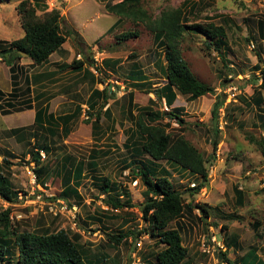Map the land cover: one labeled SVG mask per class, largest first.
Wrapping results in <instances>:
<instances>
[{
	"label": "rangeland",
	"instance_id": "1",
	"mask_svg": "<svg viewBox=\"0 0 264 264\" xmlns=\"http://www.w3.org/2000/svg\"><path fill=\"white\" fill-rule=\"evenodd\" d=\"M24 1L27 0H0V42L10 43L23 37L17 7ZM186 1L188 26L215 23L226 28L225 59L214 46L206 45L209 40L202 34L188 30L181 46L183 57L192 72L211 86L214 93L193 102L177 93L174 105L166 111L165 100L159 101L154 94L167 84L165 48L156 43L147 22L119 17L106 10L109 3L119 0H45L46 12L61 11L62 33L70 31L72 35H67L61 50L44 65H31L28 57L17 61L21 87L8 101L15 106L28 99L35 104H50V111L56 116L73 115V118L69 135L63 133L62 126L58 136L51 137L32 126V111L8 116L0 113V162L8 159L13 164L8 174L19 192L16 203L0 199V214L10 209L11 222L19 230L39 234L67 230L80 234L78 245L87 251L86 257L93 264L129 262L135 253L157 264L152 253L165 247L156 246L157 240L148 234L133 236L120 247L107 241L108 233H137L149 226L142 217L145 187L128 166L135 159L139 165L144 162L156 169L158 177L165 176L167 170L175 189L183 193L185 203L191 206L170 226L180 231L188 248L184 264H226L225 257L234 264H241L243 259L244 264H264V90L262 104L255 103L258 96L255 92L264 80V0H145L143 9L157 18L163 11L177 9ZM113 26L116 28L110 31ZM125 32H137L139 37L118 40L117 36ZM78 60L88 63L82 69L61 70ZM134 72H140L144 79L137 78ZM44 75L49 77L37 81ZM229 86L237 89L235 101L229 100ZM27 87L31 88L29 92ZM1 88L6 93L12 90L10 73L6 64L0 62ZM94 90H106L108 101L104 95L96 96L95 106L91 107L89 101ZM219 94L227 97L219 111L220 141L214 152L216 126L212 111ZM144 107L175 112L185 121L182 126L174 118H165L161 126L173 139L183 136L203 155L209 180L201 192L188 191L198 186L201 178L171 167L166 161L154 162L147 155H136L133 144L140 139L132 138L134 121ZM101 108V121L95 123L93 117L88 122L89 115L96 116ZM108 108L110 113L105 115ZM22 127L27 128L23 137L8 135L10 129ZM37 144L48 145L49 153L45 152L43 159L52 171L46 180L42 178L39 182L40 188L34 189L29 175L34 165H28V154L38 148ZM93 157L97 159V169L90 166ZM79 164L85 175L78 186L81 199L72 196L67 200L60 194L66 181H73L69 169ZM62 165L66 167L63 170ZM106 178L117 186H110L107 194L102 189ZM236 191L243 193L242 199ZM126 194L131 207L116 210L107 203L114 196L125 203ZM38 195L43 200L38 201ZM49 203L56 205L57 215L50 212ZM199 206L210 207V219L203 216ZM139 241L143 242L142 250L136 246ZM203 242L211 247L210 254L202 252Z\"/></svg>",
	"mask_w": 264,
	"mask_h": 264
},
{
	"label": "trees",
	"instance_id": "2",
	"mask_svg": "<svg viewBox=\"0 0 264 264\" xmlns=\"http://www.w3.org/2000/svg\"><path fill=\"white\" fill-rule=\"evenodd\" d=\"M32 1V2H31ZM27 0L22 2L17 7V12L20 15L21 26L24 32L22 38L10 43L0 42V58L11 68L13 73L14 84L17 85L18 65L17 61L23 59L20 53H26L34 65L41 66L47 63L50 57L61 50L62 46L67 41V35L71 36L72 32L62 33V14L58 9L47 11L45 0ZM145 0H119L117 3H109L106 10L109 13L115 14L126 19L138 20L153 32L156 43L165 48L164 58L166 66L164 69L165 79L167 84L154 91L159 101L165 100L168 107H172L179 94L188 96V101L193 102L208 94L214 93V89L208 84L202 82L191 70L182 53V43L186 32L189 30L194 33L202 34L209 43L206 45L210 48L214 46L223 59V48L227 46L228 38L226 28L218 26L215 23L209 24H193L188 26V18L186 12L187 2L177 9H169L163 11L160 16L153 18L148 15L143 9ZM44 10L41 15L39 10ZM116 26H113L110 31H113ZM118 40L126 41L139 37L137 32H125L120 34ZM88 63V62H87ZM85 61H73L70 65H65L61 68L62 71L69 69H82L86 64ZM141 72V71H140ZM140 72L136 73L137 78L144 79ZM38 79V78H36ZM35 79V80H36ZM43 77L41 78V80ZM17 81V82H16ZM37 81H40L37 80ZM37 81L33 82L37 85ZM228 81V80H227ZM29 82V81H28ZM31 85V83H30ZM30 87H27V91ZM264 90V80L260 85V89L255 92L257 98L255 103L257 106L262 104L263 98L261 92ZM18 91V90H15ZM104 95L106 102V90L100 92L94 90L91 94V106L94 107L96 102H93L96 96ZM225 94L217 96L216 103L212 111V119L215 123V140L213 142V150L217 151L219 137V111L225 104ZM30 106H28L29 108ZM42 107V108H40ZM38 108L35 128L37 130L49 134L51 137H57L60 127L63 126V133L67 136L71 132L70 121L73 115L56 116L49 114L48 105ZM103 108L93 116L90 114L88 122L91 119L95 123L101 121V113ZM105 115L110 113L109 108L104 111ZM8 113V112H6ZM165 118L177 120L179 125L185 126V121L175 112H160L151 110L149 107H144L140 110L139 115L134 121L135 129L132 133V138L138 137L140 141L133 145L138 156L147 155L154 162L166 161L171 167L181 168L183 171L190 173L202 179V182L188 191L191 194H197L206 187L209 180V171L207 162L203 155L183 136L175 139L167 132L166 128L161 126V122ZM168 126V125H167ZM264 126V122H263ZM26 129H15L11 131V136L23 137ZM263 146V145H262ZM35 145L33 146V148ZM35 151L31 150L30 160L28 165H34L33 171L37 176V182L40 185L42 178L46 180L49 177L50 169L48 164H44V159L41 151L49 153L47 144H37ZM32 148V149H33ZM12 156L11 154H9ZM101 152L99 153V156ZM134 160V161H133ZM128 165L132 174L136 179H140L145 187L143 197L146 199L142 208V217L149 224L144 230L139 232L120 231L118 233H108L107 241L110 245L120 247L128 244V240L133 236L139 238L144 234H148L151 239H156V246L163 245L165 248L160 252H153L157 258V264H184L188 257V248L183 244V238L178 229H171V224L182 218L186 208L191 209V206L185 203L183 193L177 191L170 181V175L165 170V176H156V169L146 166L144 162L138 164L133 159ZM13 165L8 159L0 162V199L10 204L16 203L19 200V192L16 191L12 180L9 176L10 166ZM81 164L76 168H70L73 181L67 180L63 185L61 197L68 200L70 197L81 199L78 186L84 175ZM62 165V170L66 167ZM92 169H97L98 163L96 158L90 161ZM140 166V167H139ZM69 173V174H70ZM40 182V183H39ZM71 183V184H70ZM113 186L117 187L108 178L105 179L102 189L104 193H109L106 190ZM237 192V191H236ZM239 198H243L242 192H237ZM129 194L124 203L119 197H111L108 200L114 209H123L131 207ZM63 198V199H64ZM49 201H57L58 199H49ZM203 216L210 219V207L199 206ZM114 219L118 216H107ZM95 221V218H92ZM101 222V221H100ZM259 223L256 228H259ZM82 235L70 233L67 230H60L55 233L39 234L19 230L11 222V210L0 214V264H93L91 259L87 258V251L80 248L78 242L81 241ZM144 260H146L144 258ZM226 264H234L231 260L225 257ZM244 260L241 264H244ZM147 264H153L150 260H146Z\"/></svg>",
	"mask_w": 264,
	"mask_h": 264
},
{
	"label": "crops",
	"instance_id": "3",
	"mask_svg": "<svg viewBox=\"0 0 264 264\" xmlns=\"http://www.w3.org/2000/svg\"><path fill=\"white\" fill-rule=\"evenodd\" d=\"M58 53V52H57ZM56 54V53H55ZM0 62L1 63H4L3 61H2V59L0 58ZM31 65H33V63L32 62H29ZM7 66V65H6ZM7 69H8V71H9V73H10V79H11V89L13 90V92H12V90H11V92H9V93H6L5 91H7V90H3L2 88L0 89V113L3 115V116H8V115H12L13 113H22V112H25V111H32V112H34V114H33V116H34V124L32 125V126H35V119H36V114H37V111H38V108L40 107V104L38 103V104H35V102H34V100L33 101H31L30 99H28L24 104H22L21 106H15V103H13L12 101H8V98H10V97H14V96H16L17 94L15 93V90H20V88L19 87H21V85H20V83H19V80H18V82H17V85H15L14 84V77H13V73L11 72V68L10 67H8L7 66ZM19 70H20V67L18 66V71H17V75H18V73H19ZM70 70V69H69ZM67 71V70H66ZM65 72V71H64ZM49 76H47V75H44V78L42 79V80H45V79H47ZM16 78H18V77H16ZM21 80V79H20ZM41 79H40V81H42ZM25 83L27 84L28 83V80H27V78L25 79ZM32 85V86H31ZM31 85H30V87H33V85L34 84H32L31 83ZM36 85V84H35ZM41 85V84H40ZM31 89V88H30ZM27 91V90H26ZM27 92H29V90L27 91ZM20 93V92H19ZM6 94H8V96L6 95ZM4 101H7L6 103H4ZM48 105V108H49V114H53L51 111H50V104H44V105H42V106H47ZM28 106H30L29 108H28ZM92 107V106H91ZM40 108H42V107H40ZM6 112H8V113H6ZM22 128H25V129H27L26 127H22ZM22 128H20V129H22ZM12 130H15L14 128L13 129H10L9 130V132H8V135L10 136V137H13V136H11V131Z\"/></svg>",
	"mask_w": 264,
	"mask_h": 264
},
{
	"label": "built area",
	"instance_id": "4",
	"mask_svg": "<svg viewBox=\"0 0 264 264\" xmlns=\"http://www.w3.org/2000/svg\"><path fill=\"white\" fill-rule=\"evenodd\" d=\"M228 90L230 91L229 92L230 93L229 94V100L230 101H235L236 98H237V89L234 88V87H230ZM165 110L166 111H169V108L166 105V103H165ZM219 116H222V113L221 114L219 113ZM41 155H42L43 158H45V154H44L43 151H41ZM29 175L31 177V183L33 184L34 189L40 188V186H39V184L37 182V176H36L35 172L34 171H31V172L29 171ZM194 186H192V187H194ZM35 191H34V193H35ZM37 200L38 201L43 200V196L42 195H38L37 196ZM48 208H49V210H50L51 213H55L57 215L58 210H57L55 204L49 203L48 204ZM62 209L65 210L66 207H63ZM75 220H76V218L74 219V224H73L74 225V228L77 226V223L75 222ZM213 241L216 242V240L214 238H213ZM136 246H137V248L139 250H142L143 242L142 241L137 242L136 243ZM202 252L208 253V254H210V252H211V247L209 245H207L205 242H203V244H202ZM142 260L143 259L141 257H139L137 253H135V254L132 255L131 261H129V262H122L120 264H147L146 261L143 260L144 261L143 262Z\"/></svg>",
	"mask_w": 264,
	"mask_h": 264
},
{
	"label": "water",
	"instance_id": "5",
	"mask_svg": "<svg viewBox=\"0 0 264 264\" xmlns=\"http://www.w3.org/2000/svg\"><path fill=\"white\" fill-rule=\"evenodd\" d=\"M23 57H28L26 53H20Z\"/></svg>",
	"mask_w": 264,
	"mask_h": 264
}]
</instances>
